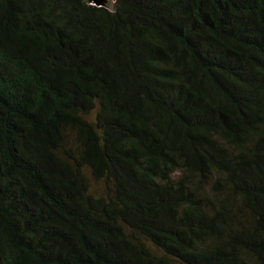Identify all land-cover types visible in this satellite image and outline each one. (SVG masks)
<instances>
[{
  "label": "trees",
  "instance_id": "trees-1",
  "mask_svg": "<svg viewBox=\"0 0 264 264\" xmlns=\"http://www.w3.org/2000/svg\"><path fill=\"white\" fill-rule=\"evenodd\" d=\"M0 264H264V0H0Z\"/></svg>",
  "mask_w": 264,
  "mask_h": 264
},
{
  "label": "rangeland",
  "instance_id": "rangeland-1",
  "mask_svg": "<svg viewBox=\"0 0 264 264\" xmlns=\"http://www.w3.org/2000/svg\"><path fill=\"white\" fill-rule=\"evenodd\" d=\"M105 5H106V7L109 8V9H112V8H113V2H112V1L107 2ZM86 176H87V178L89 179L92 193H94L95 195H96V194L101 195V194L103 193V189H104L103 184H102L101 182H96V181H94V180L90 177V175H89L88 172H86Z\"/></svg>",
  "mask_w": 264,
  "mask_h": 264
},
{
  "label": "water",
  "instance_id": "water-1",
  "mask_svg": "<svg viewBox=\"0 0 264 264\" xmlns=\"http://www.w3.org/2000/svg\"><path fill=\"white\" fill-rule=\"evenodd\" d=\"M88 2H90L91 4L95 5V6H98V7H106V3L109 2V1H112L113 0H86Z\"/></svg>",
  "mask_w": 264,
  "mask_h": 264
}]
</instances>
